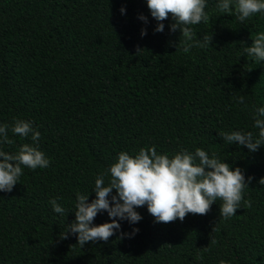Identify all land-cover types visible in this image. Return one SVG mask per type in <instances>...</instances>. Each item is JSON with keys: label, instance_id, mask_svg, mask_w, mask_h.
Segmentation results:
<instances>
[{"label": "trees", "instance_id": "obj_1", "mask_svg": "<svg viewBox=\"0 0 264 264\" xmlns=\"http://www.w3.org/2000/svg\"><path fill=\"white\" fill-rule=\"evenodd\" d=\"M216 3L206 0L209 21L191 26L211 44L184 53L171 15L155 32L146 0H0V124L22 119L40 132L33 142L9 128L13 143L0 150L31 143L49 160L23 167L12 191L0 190V264H264V145L249 152L219 135L258 134L252 113L264 107V62L242 53L264 33V13L241 23ZM151 146L170 156L201 148L241 168L246 182L253 177L243 193L251 207L242 201L224 219L217 201L205 215L157 223L144 206L139 222L119 221L107 242L81 248L74 234L60 239L75 219L76 194L90 202L96 177L106 174L107 185L121 151ZM110 220L102 212L93 223Z\"/></svg>", "mask_w": 264, "mask_h": 264}, {"label": "clouds", "instance_id": "obj_2", "mask_svg": "<svg viewBox=\"0 0 264 264\" xmlns=\"http://www.w3.org/2000/svg\"><path fill=\"white\" fill-rule=\"evenodd\" d=\"M146 3L152 18L158 22L155 32L164 31L163 21L171 15L174 22L169 26L170 31L180 32L179 40L174 44L176 51L179 49L188 53L192 47L211 44L212 35L204 34L202 38H197V32L191 27L209 21L210 16L205 11L206 0H146ZM215 8L219 14L235 13L236 19L243 23L254 14L264 13V0H217ZM120 11L125 13V8L121 7ZM138 18L148 23V18L143 14ZM146 34L147 29L142 28L141 36ZM243 54L257 62H264V33L252 38V44L243 48ZM234 99L237 104L247 108L243 96ZM252 119L258 134L231 131L219 135L228 145L235 143L246 146L249 152H255L264 145V107L256 108ZM9 128L22 138L39 141L40 132L33 128L31 122L15 119L11 125L0 124V144L13 143L8 138ZM0 158V190L5 192H11L19 182L23 167L35 170L49 166L44 153L31 143H24L15 153L0 150ZM107 174L110 176L107 185L106 174L96 177L92 189L95 198L90 202L89 194H76L75 219L59 235L60 239L74 234L81 248L86 242H107L114 230L121 229L119 221L126 220L129 224L139 222L142 216L136 209L144 206L157 223H170L177 219L183 221L188 214L205 215L217 201H220V217L224 219L235 215L242 201L251 207V201L244 200L243 193L253 177L249 176L246 182L241 168L233 169L229 163L221 162L215 153L210 156L201 148L195 152L182 149L171 156L158 154L155 146L141 147L134 156L121 151L116 162L109 166ZM259 184L264 185V177L259 179ZM50 203L54 212L65 213L55 199ZM102 212H107L110 222L94 224L95 217ZM138 232V228H133L131 233L121 232L120 238H131ZM211 242L215 243V240ZM220 264L226 262L221 260Z\"/></svg>", "mask_w": 264, "mask_h": 264}]
</instances>
